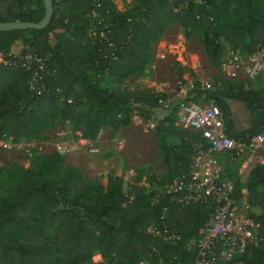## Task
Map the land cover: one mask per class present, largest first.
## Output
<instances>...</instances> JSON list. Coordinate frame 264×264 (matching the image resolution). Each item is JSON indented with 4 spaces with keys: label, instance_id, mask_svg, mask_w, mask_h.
Masks as SVG:
<instances>
[{
    "label": "trees",
    "instance_id": "trees-1",
    "mask_svg": "<svg viewBox=\"0 0 264 264\" xmlns=\"http://www.w3.org/2000/svg\"><path fill=\"white\" fill-rule=\"evenodd\" d=\"M102 1L109 10L110 37L119 46L118 59L109 65L113 90L99 85L107 62L103 44L88 33L87 13L93 0H53L54 15L46 28L0 31V52L6 56L16 42L23 45L21 53L29 46L32 52L52 54L49 90L40 95L30 90L27 71L0 63V140L38 138L43 129L63 127L77 118L76 125L83 127L81 137L95 141L104 129L128 127L133 114L149 118L148 110L139 104L156 107L157 94L130 92L123 83L144 72L150 42L174 21L188 31H203L207 56L218 68L222 39L244 52H253L264 40V0H133L130 11L118 10L112 0ZM231 5L235 6L234 21L223 18ZM44 14L43 0H0V22L38 23ZM213 84L218 92L212 96L224 113L229 136H252L264 129V88L246 89L244 81L225 78ZM230 100L245 104L250 113L247 128L237 129ZM170 115L159 122V132L163 140L173 134L179 142L161 146L171 169L161 184L190 166L194 144L202 141L199 134L175 127L174 112ZM64 161V154L57 150L41 155L32 169L20 170L22 179L10 195H2L0 182V264H83L97 253L108 264H139L152 243L147 227L159 212L150 205L152 193L142 182V172L134 178L130 200L121 175L106 174L107 184L91 183L78 166L64 165ZM228 170L236 176L234 168ZM242 188L247 191L249 215L259 223L258 235L264 238V162L251 167L245 186L237 179V197L243 196ZM209 213L202 205L173 207L168 220L181 225L186 239L197 238ZM169 250L170 255L179 256L180 264L195 258V251L175 246ZM245 258L264 264V241L250 246Z\"/></svg>",
    "mask_w": 264,
    "mask_h": 264
},
{
    "label": "built area",
    "instance_id": "built-area-1",
    "mask_svg": "<svg viewBox=\"0 0 264 264\" xmlns=\"http://www.w3.org/2000/svg\"><path fill=\"white\" fill-rule=\"evenodd\" d=\"M109 10L102 0H93L87 13L89 36L103 44V58L107 62L104 77L109 76V65L118 59L119 46L111 39L112 24L108 22ZM224 48L220 58L222 76L230 81H247L251 87L264 88V40L253 52L235 49L222 39ZM52 54L32 52L29 46L23 53L6 56L0 52V63L23 68L29 74V88L40 95L49 90L47 77L50 73ZM97 66L101 62L97 61ZM195 93L181 101L174 111V126L190 133L199 134L202 141L194 144V155L188 168L164 185L150 186V205L159 208L156 221L146 233L151 245L144 251L139 264H180L177 254L170 255V247L186 252L195 251L193 261L186 264H253L246 260L250 246H258L264 238L259 237V223L250 215V204L245 188L243 196H236L237 179L248 174L252 166L264 162V129L252 136L234 138L228 135L224 113L212 94L218 87L210 82H199ZM59 90V89H58ZM210 93V96L208 95ZM264 110V106H263ZM65 130L57 133L64 136ZM120 149L123 142L118 141ZM91 153H98L99 147L93 141L82 138L78 142ZM66 141L56 143L55 150L66 154L79 147ZM227 156L234 165L236 176L229 175L221 158ZM130 183L128 198L133 181ZM188 205H202L210 210L209 216L198 230V237L186 239L184 231L176 221L168 220L173 207L180 209Z\"/></svg>",
    "mask_w": 264,
    "mask_h": 264
},
{
    "label": "rangeland",
    "instance_id": "rangeland-1",
    "mask_svg": "<svg viewBox=\"0 0 264 264\" xmlns=\"http://www.w3.org/2000/svg\"><path fill=\"white\" fill-rule=\"evenodd\" d=\"M114 1L120 11L133 9V0ZM235 17V6L231 5L223 18L234 21ZM138 18L141 20L144 16L141 14ZM21 49L22 46L18 50L11 48V53L16 55ZM222 75L221 69L214 66L207 56L203 45V31H188L178 21L170 23L158 38L150 42L144 72L126 78L123 83L130 92L151 91L157 94L159 99L156 107L149 108L139 104V108L148 110L149 118L141 117L138 113L133 114L128 127L104 130L102 136H98L96 140V146L100 150L98 153H91L78 145L83 127L76 125L77 118L66 121L63 127L56 124L53 128L43 129L38 138L0 140L2 195H10L11 189L21 181V169H32L41 155L54 152L56 143L62 140L79 146L64 154V165H79L85 179L91 183L101 181L107 184L106 174L121 175L125 192L129 194L128 181H133L137 173L142 172V182L147 190L151 189L150 186L166 184L167 182L161 184L159 181L170 175L171 169L164 161L161 146L163 143L177 144L179 137L171 134L163 140L159 132V122L172 114L181 101L190 98L199 82L215 83L224 78ZM244 84L246 89L251 87L247 81ZM99 85L110 90L115 88L110 76H106ZM229 104L231 111L236 114L238 130L245 129L249 125L250 115L245 104L235 100H230ZM61 130H65L67 134L57 135ZM119 140L123 142V149L117 144ZM221 160L226 164L227 170L235 169L227 161V156ZM230 175H233V171ZM242 183L244 186L247 184V175L242 178ZM253 211L256 212L257 209ZM83 264L108 262L97 253Z\"/></svg>",
    "mask_w": 264,
    "mask_h": 264
},
{
    "label": "water",
    "instance_id": "water-1",
    "mask_svg": "<svg viewBox=\"0 0 264 264\" xmlns=\"http://www.w3.org/2000/svg\"><path fill=\"white\" fill-rule=\"evenodd\" d=\"M45 6V14L43 19L38 23L25 22V21H4L0 22V31L11 30H26V29H44L46 28L54 15L53 0H43Z\"/></svg>",
    "mask_w": 264,
    "mask_h": 264
},
{
    "label": "crops",
    "instance_id": "crops-1",
    "mask_svg": "<svg viewBox=\"0 0 264 264\" xmlns=\"http://www.w3.org/2000/svg\"><path fill=\"white\" fill-rule=\"evenodd\" d=\"M112 2L115 4V6L117 7V9L119 10L120 8L118 7V5H117V3L114 1V0H112ZM51 40H52V42L54 41L55 42V38H54V35L52 34L51 35ZM23 47V45H22V43L21 42H16L13 46H12V49H14V50H18L20 47ZM232 116H233V119H234V122H235V124L237 125V119H236V114H235V112H233L232 111ZM248 121H249V117H248ZM249 126V125H248ZM248 126H246L245 128H247ZM110 128H107V129H104L105 131H108ZM238 129V128H237ZM104 130H102L100 133H99V137H101L102 136V133H103V131ZM243 130V129H242ZM97 140V139H96ZM96 140L95 141H93L94 143H96ZM71 166H78L79 168H81L79 165H77V164H75V165H71Z\"/></svg>",
    "mask_w": 264,
    "mask_h": 264
}]
</instances>
